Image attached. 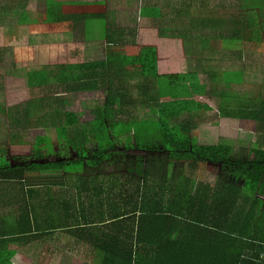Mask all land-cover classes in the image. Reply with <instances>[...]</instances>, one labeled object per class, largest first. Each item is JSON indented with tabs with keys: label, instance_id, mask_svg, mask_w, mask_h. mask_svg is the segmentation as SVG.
<instances>
[{
	"label": "trees",
	"instance_id": "16d2710c",
	"mask_svg": "<svg viewBox=\"0 0 264 264\" xmlns=\"http://www.w3.org/2000/svg\"><path fill=\"white\" fill-rule=\"evenodd\" d=\"M4 1L0 0V12L6 9ZM198 1L179 5L174 11L176 32L158 30L167 40H136L135 30L104 24L107 53L103 59L67 65L72 56L66 55L59 60L62 64L58 62L62 75L55 85L51 84L52 72L31 76L28 83L34 94L42 96L39 102L44 106L63 107L67 100L61 95L101 93L104 99L86 108L82 117L44 115L43 121L60 124V153L52 150L47 136H36L44 144L34 141L28 150L32 157H44L43 164L32 160L0 167V182H22L31 199L40 188L51 198L55 184L70 181L78 201L73 209L62 205L38 211L35 204L19 209L16 225L0 234V264H13L16 257L32 264L34 259L23 257L19 250L34 246L40 236L47 243L58 233L70 240L64 253L70 258L82 256V264H202L201 253L209 256L208 261L215 260L211 256L214 247L220 264H244L245 257L250 264V254L264 253V247L253 241L260 239L264 245V81L246 83L247 66L229 65L231 57L226 54L230 51L242 59L245 51L264 53V0H237L220 6ZM49 13L44 24L57 27L61 23L85 27L88 17L68 14L63 19L51 14V9ZM32 23L27 14H21L14 35L22 38L21 28ZM202 29L213 36L198 34ZM196 46L210 51L215 47L222 55L206 62L201 59L206 67L191 69L188 54ZM82 55L73 58L83 59ZM12 57L19 62L16 54ZM21 66L25 69L33 64L27 61ZM210 85L209 92L226 104L221 108L224 117L239 120L241 129L255 134L249 146L237 148L225 138L217 143L198 142L194 120L198 112L212 108L194 96L202 95ZM243 86L255 91L244 95L240 93ZM144 109L157 115L161 139L151 144L116 142L119 135L114 136L112 125L140 122ZM4 112L8 115L7 109ZM12 115L17 124L22 123L18 111L10 112L11 119ZM31 119L27 115V122ZM77 122L83 125L84 136L69 140L66 125ZM93 140L97 149L89 154L84 144ZM74 146L82 150L79 155H72ZM108 165L114 170L107 169ZM67 167L90 175H66ZM224 170H231V180L218 186Z\"/></svg>",
	"mask_w": 264,
	"mask_h": 264
},
{
	"label": "rangeland",
	"instance_id": "374dc122",
	"mask_svg": "<svg viewBox=\"0 0 264 264\" xmlns=\"http://www.w3.org/2000/svg\"><path fill=\"white\" fill-rule=\"evenodd\" d=\"M30 0H16L13 2L11 0V3L9 5L13 6L15 10V14H0V79L4 78V73L8 77L9 80H11V85L12 87L15 88V84H18L17 80L13 77L11 78L10 75L18 72L17 68H11L7 67L8 65V60H13L12 55L16 54L19 59H26L27 61H34V60H41V61H51L57 59L60 54L65 55L66 54V49L62 48L61 43H57L59 38H56V29L53 30L55 25H45L44 20H47L48 14H44L46 11V3H37V4H32L28 2ZM195 2L194 4H198V0H147L148 3L151 4H144V5H154L158 7L165 8V16L164 20H159L156 22L150 23V21L147 20H142L140 17V14H114L113 21L111 20L110 22L114 25L109 26H121L123 29L127 30H135L136 32L139 30V28H149L150 25H153L156 29H158L161 33H164L168 31V33L171 32H176L177 28H175L173 24V20L176 19V13L174 12L179 5H184L185 3L188 2ZM210 1L209 6H220L222 4H231L237 0H206ZM26 4V5H25ZM32 4V5H31ZM49 8L53 12H57L55 10L56 7H61L63 6L64 10H70L72 12V5L71 3L66 0V1H57V0H51V3L47 4ZM30 9L32 11H40L42 14H27L28 18H30L31 22H33L30 25H24L21 30L23 35V41L21 42L17 36L14 35L13 29L15 28L18 18L21 16L19 14L20 11H24ZM34 6H37L34 9ZM81 5H79L80 7ZM100 4L96 3L93 6L91 5V11L90 13H86L84 15H90V14H97L100 12L99 9ZM79 10V9H77ZM80 10L82 8L80 7ZM66 13V12H65ZM50 14V13H49ZM92 16V15H91ZM57 17L61 18H66L67 15L65 14H57ZM38 21V22H37ZM172 25V29L170 26ZM66 26V25H64ZM87 26V36H86V42L83 39V36L78 34L75 37L74 42L76 45H81L82 48L86 49L88 46L86 43L87 41H93V40H100L103 37V29L100 27L103 26V22L99 21V19H94L92 17H87L86 18V24ZM6 30H9V32H6ZM185 30H189L188 27H186ZM198 34L200 35H211L209 34L210 31H205V30H198ZM213 36V35H211ZM20 37V36H19ZM21 38V37H20ZM56 38V39H55ZM194 38V37H192ZM206 39H213V38H208L205 36ZM27 44L31 43L30 46L20 47L19 43ZM11 44L12 46H10ZM46 44V45H45ZM105 43L102 42H95L85 51V55L79 56V57H85V59L89 61L101 59L104 57V45ZM38 45V46H37ZM192 44L190 42L187 43V47H190ZM22 46V45H21ZM237 47V46H236ZM238 47H240L238 45ZM241 48V47H240ZM194 51V53H191V55L188 54V58L190 60V66H192L191 69H196L201 68V67H206L205 65L200 62L201 59H205L204 61L206 62V59H218L221 55L222 52L219 50L215 52V47L212 51H210L209 47H203L202 46V51L197 48ZM199 49V50H198ZM221 50V48H220ZM65 52V53H64ZM211 54V55H210ZM228 56H230V64L238 65V64H244L247 66V69L245 70V79L246 83H258L262 84L264 81V53L261 52H254L251 50V52H246L243 54V60L239 57V54H233L232 52H226ZM226 55V56H227ZM234 58V59H233ZM233 59V61H232ZM219 66V62L217 64ZM196 66V67H195ZM209 68V67H208ZM11 69V73L9 70ZM202 74V73H200ZM1 79V80H2ZM38 79V78H37ZM22 86L17 85V88L15 91L17 92L16 95L18 98H14V94L12 92V100L9 101L8 104L11 103L12 108L11 111H16V105L21 106L23 108L31 109V114H28L32 119L28 122H36V117L39 116V111L38 107L41 106V103L39 102V96L37 94H34V91H32L31 86H30V78H28L27 75L23 76L22 78ZM27 84V87H26ZM236 87V86H235ZM23 88H25L27 91L24 93L22 92ZM39 87L36 89L38 90ZM212 88L210 85L208 90H206L204 93H202V96H194V99L197 100L198 102H201L203 104H206L210 106L212 109L211 111H201L197 113V117L194 120V124L199 127L200 133H198V142L201 144H206V143H217L220 141V139L225 138L233 141L235 145H237V148L240 146H249L252 142L256 140L255 134L251 133L249 130L246 129H241L240 128V122L239 120L230 118V119H225L223 111H222V106L224 105V102L221 101L220 97L212 95L209 90ZM231 89L233 87L230 86ZM135 90V89H134ZM39 91V90H38ZM255 91L254 89H250L248 86H243L241 89L242 94L245 95L247 92H253ZM134 97L138 95V91H134ZM24 95V96H23ZM61 98L64 100H67L66 105H64L65 111H76L79 113V115H82L84 112V106H87L88 108H91L90 106L94 105H100L103 102V95L101 93H88L85 95H80V94H71L70 96L67 95H61ZM32 100L34 104L32 106L28 104V101ZM1 101V99H0ZM4 103L6 101H3ZM66 106V107H65ZM226 106V104L224 105ZM82 112V113H80ZM83 116V115H82ZM81 116V117H82ZM157 115L153 114L152 112H149V110L144 109L143 117L140 122H133L131 124L128 123H120L116 125H112V132L116 137V142H122V143H130L133 141H137L138 144H146V143H152L156 140L161 139V130H159L161 125L157 121ZM185 118L187 119V115H184ZM15 116L12 115V119L8 116L6 117V121H8L11 126H12V133L10 137L13 136V139L15 138V133L17 132V127L14 123ZM184 119V117H183ZM7 122V123H8ZM132 128V131L130 130ZM4 126L1 125L0 127V133L5 132ZM36 132H38L36 130ZM133 137L131 138V136ZM1 138V135H0ZM3 138V137H2ZM3 144V143H2ZM7 146L5 145H0V165H4L7 163L8 166L12 165L10 162L8 163L9 160H7L3 155H5L6 151V156L9 157L10 155V150L9 154L7 155ZM95 143L88 144L87 146V151L89 154H92L93 151L96 149ZM243 148V147H242ZM76 151V150H74ZM78 153L80 154L81 151L78 150ZM25 156H22L21 151L17 154H11V160L12 163H18L20 160H23L26 162ZM43 158H38V161ZM125 165H122V168H124ZM107 169L110 171L114 170V167L112 165H108ZM206 169V165H205ZM67 171L72 173H81L80 170H77V167H67ZM206 171V170H205ZM231 170H224L219 178L217 179V185L218 186H223L226 184V181L231 180V174H229ZM234 180V179H233ZM68 241V243H67ZM58 245H55L53 247L49 246L48 250L44 251L42 255L37 259L35 254L32 253H27L25 250H19V253L26 258H33L34 262L32 264H82L85 260V258L77 257L75 255V259L70 258L68 254L64 253L65 252V245L70 246V240L65 237V236H59V239H57ZM32 256H31V255ZM13 264H27L24 261L21 260H14ZM30 264V263H28Z\"/></svg>",
	"mask_w": 264,
	"mask_h": 264
},
{
	"label": "crops",
	"instance_id": "0c3cea01",
	"mask_svg": "<svg viewBox=\"0 0 264 264\" xmlns=\"http://www.w3.org/2000/svg\"><path fill=\"white\" fill-rule=\"evenodd\" d=\"M15 1L16 0H14L13 2H15ZM57 1L60 2V1H66V0H57ZM67 1H68V3L70 2L72 5V12H70V10H67V9L64 10L63 6H61V7H56L55 10H57V12H53V14H60V15L65 14V15H67V18H63V19H68L69 15H72V14L80 15V14L90 13L91 5L93 6L96 3L100 4V6H99L100 12L97 13V14H99L98 16L92 17L91 15H93V14H90L87 16L92 17L94 19H99V21H102L103 26L100 28L103 29V32H104V27H105L104 24H107V26H109V24L114 25L110 22L111 20L113 21L114 14H140V17L142 20L150 21V23L159 21L160 20L159 18L161 17L160 15L165 14V8L154 6V5H144V4H151V3H148L147 0H67ZM28 2H30L32 4H37V3L42 4L43 2L46 3V11L44 14H49L50 8L47 4L51 3V0H30ZM10 3H11V0H6L3 2V4H5L6 9L1 11L0 14H15V10H12L13 7L11 5H9ZM79 5H81L80 7L82 8V10H80ZM37 6H38V4H37ZM37 6H34V9ZM25 8L27 9L26 6H25ZM77 9H79V10H77ZM23 13H25V14H42L38 10L32 11L30 9L19 12V14H23ZM58 18H61V17H58ZM59 25L60 26L56 28V32H57L56 38H59L57 43H61L62 48L66 49L65 55L60 54V56L57 59L51 60V61H41V60L31 61L33 66L30 68H25V69L21 65H23L24 62H27L26 59H19V62H17L16 60H8L7 61L8 62L7 67L17 68V70H19L18 72L14 73L13 75L12 74L10 75L11 78L14 77L18 81L17 82L18 84H15V88L12 87L11 80L8 79V77L6 76L5 73L3 74L4 78L2 79V77H1L2 80L0 79V99H1V101H0V127L2 125L6 129L3 134L0 133V135H1L0 145H2V146L6 145L7 146V148H6L7 155L9 154V150H10V155H8L9 157L6 156V151H5V155H3V156L7 160H9L8 163L10 162L12 164L11 166L21 165L22 163L23 164L30 163L32 160H33L32 161L33 163H35V162H37L38 164L44 163L43 159H40L39 160L40 162H39L38 158L32 157L31 150H28V146H32V143L34 141L37 144H44V141L42 139L35 138L36 136H43V137L47 136L49 139V143H51V145H52V150L55 151V153H57V154L60 153L61 138H60V134L58 132V130L60 129V124H57V122L43 121L42 118L44 117V115L57 114V113L79 114L76 111H65L64 106L58 108L55 106H44L41 104V106H39L37 108L39 111V116L36 117V122H27V115L31 114L32 108L27 109V108H23V107L19 106V107H16V112L18 111V113L21 115L22 123L18 122V124H17V122L14 121L16 127L18 128L17 132H16L18 137L14 138V139H13V136L10 137L11 135H13L12 126L8 121H6V117L10 116L12 105H11V103L10 104H8V103H9V101L12 100V95H11L12 92L14 94V98L15 99L18 98L16 95L17 92L15 91V89L17 88V85L18 86L20 85V87L22 86L21 83H23L22 82L23 76L27 75L28 78H31V76L34 75V73H38V74L42 73L44 75L45 73L52 72V73H54L53 74L54 77L51 81V84L55 85V83H57L58 79H59L57 76L62 75V69H61L62 65H59V64H62V62H59V60L62 58L65 59L66 55L72 56L71 58H68V60L66 61L67 65L68 64L73 65V64H75V62H77V61L79 62L80 60L83 62H92V61L85 59V57L83 59H74L73 56L74 55L77 56L79 54L85 55V51H87V49L89 47H91V45L95 42L105 43L104 44L105 45L104 46V52H105L104 57L107 53V43L104 39L105 34H103V37L100 40L98 39V40H93L90 42L87 41L88 43H86V44L88 47L86 49H84V48H82V44L76 45L74 42H76L75 37L78 34L82 35L83 39L86 42L85 38L87 36L86 35L87 34V26H85V27H78L77 25L72 26L71 23H66V24L61 23ZM64 25H66V26H64ZM112 27L114 29H116V28L123 29L121 26H116V23H115V26H112ZM6 32H9V31L6 30ZM136 33H137L136 34V40H138V38L139 39L140 38L147 39V40L154 41V42H157V38L160 40H167L166 38L159 36L158 29H156L153 25H150L149 28H139V30ZM19 40L22 42L23 38H20ZM21 42L19 43L20 47L25 48L27 45L28 46L31 45V43L23 44ZM9 45L12 46L11 44H9ZM72 51H76V52L73 53ZM103 58H101V59H103ZM101 59H97V60H101ZM97 60H93V61H97ZM58 62H59V64H58ZM9 72L11 73V69L9 70ZM26 87H27V84H26ZM26 91L27 90L25 88H23L22 92L25 93ZM33 91H34V89H33ZM202 95H200V96H202ZM37 96H39V95H37ZM39 98H42V96L40 95ZM3 101H6V102L4 103ZM2 106H3V108H1ZM90 107H92V105ZM86 108L88 109L87 106H84V110ZM4 109L8 110V112H7L8 115H5ZM84 110L82 112L85 113ZM82 112H80V113H82ZM225 119H230V118H225ZM82 126L83 125H81V123H78V122L74 125H71V124L66 125V130H67L66 136L68 137V139L74 140V141L81 140V138L84 136V133L82 132V130L84 128ZM199 127H198V133H200ZM36 130L38 132H36ZM77 130H79L80 134H77V132H75ZM106 134H107V132H106ZM198 138L199 137H197V139ZM92 143H95V145L97 147L98 144L94 140L85 143L84 146L87 147L88 144H92ZM80 146H81V144H80ZM80 146H78V147H80ZM75 147L76 146H74V148H70L73 156L79 155L78 150H80V148H75ZM74 150H76V151H74ZM19 151H21L22 156H25V158H23V159H25L26 162L23 160H20L18 163L14 164V163H12V160H11V154L12 155L14 153L17 154V153H19ZM80 151H82V150H80ZM42 158H44V157H42ZM6 164H4V166ZM0 167H3V165H0ZM71 173L72 172H67L66 175H71ZM81 173L84 176L90 175V173H88L86 171L81 172ZM81 173H75V174H81ZM75 174L72 176H75ZM65 182L67 184H64V185L55 184L52 187L53 196L51 198L47 197L45 195L44 189L40 188L39 191H37L38 194L36 195V197L34 199H31L30 196L26 195L25 191H27V188L23 185L22 182H18V181L0 182V234L3 233V230L6 227L16 225L15 223L17 222V219H18L17 218L18 211L22 207L27 208L28 205L31 206V204H35L38 211L39 210L43 211L45 209L51 210V208H59V206L62 207V205H67V206H72V209H73L74 208L73 206H75L78 203L77 198H76V194H77L76 188L71 185L70 181H68V182L65 181ZM261 237H262L261 234H257V238H261ZM57 239H59V233L55 237L50 238L47 241V243H46V239H43L40 236V238H38L35 241L34 246L32 244L30 246L24 247L23 249H20V248L19 249L25 250L26 252H30V253H36L38 256H41L44 251L48 250L49 246L53 247L55 245H58ZM253 241H256V243H258L260 247L261 246L264 247V245H262L260 239H256V240L254 239ZM67 243H68V241H67ZM39 248H41V249H39ZM72 248H74V247H72ZM218 253L219 252L217 251V247H214L211 256H215L216 261L214 260V258L213 259L211 258L212 260L208 261L209 256H206L203 253H201V261H202L201 263L202 264H220V261L218 258L219 257ZM250 255L251 256L248 257V259H250V261H251L250 264H264V253L260 254V255L259 254H255V255L250 254ZM17 258L18 257L13 259V261L18 260ZM73 259H75L74 256H73ZM244 264H246V257H245Z\"/></svg>",
	"mask_w": 264,
	"mask_h": 264
}]
</instances>
